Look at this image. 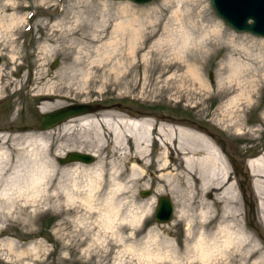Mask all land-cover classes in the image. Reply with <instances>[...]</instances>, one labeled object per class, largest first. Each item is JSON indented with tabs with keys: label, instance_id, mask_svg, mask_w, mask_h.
Listing matches in <instances>:
<instances>
[{
	"label": "rangeland",
	"instance_id": "obj_1",
	"mask_svg": "<svg viewBox=\"0 0 264 264\" xmlns=\"http://www.w3.org/2000/svg\"><path fill=\"white\" fill-rule=\"evenodd\" d=\"M14 1L0 0V14L3 13L1 7L7 6L9 10L5 13L24 17L10 31L13 37L6 28L0 29L3 34L0 36V134L7 135L6 145L13 161H16L11 147L13 139L22 142L21 135H28L30 143L41 147H48L51 135L52 149L65 140L74 142L88 137V129L78 127L76 121L68 122L69 129H65L64 123L45 131L37 128L42 113L71 103L100 104L99 109L112 106L114 111L128 117L156 119V116H164L187 122L201 127L224 152L241 206L240 223L255 232L258 240L264 239L258 196L251 185L252 175L246 162L264 153V38L232 29L217 16L210 0H171L168 5H161L160 0L145 4L128 0ZM17 4L28 6L15 9ZM177 11L181 14L179 18ZM133 28H138L140 34H135ZM181 28L188 37L208 44L206 63L201 68L207 82L204 91H190L191 86L175 82L179 78L171 76L173 71L153 69L154 63L163 65L183 56L171 51V47L185 37ZM152 30L155 35L142 45L141 34ZM159 39L171 40L163 44L162 52L154 46ZM143 55L149 58L148 62L139 61ZM230 56L241 66L228 81L224 79L226 73L219 68ZM137 62L140 66L135 67ZM171 79L174 82H170ZM220 89H230L234 94L248 92L250 97L239 96L232 105L221 106L219 97L210 96ZM42 91L61 95L42 100L37 96ZM189 97L193 101L200 97L203 102L191 103ZM44 106L49 109L42 112ZM23 126H31V129L22 132L18 128ZM65 133L68 134L64 136ZM91 147V144H83L81 152L88 154ZM149 148L152 150L153 146ZM72 151L78 150L66 149L60 158ZM232 159L248 173L250 185L246 198L242 197L239 187L243 175L235 172ZM98 160L95 157L94 162L84 165L95 166ZM44 161L50 163V156L46 154ZM53 163L59 171L63 167H75L74 163L60 164L58 158ZM147 183V186L137 185L127 194L122 212L136 202L153 199L154 211L144 228H159L161 223L170 222L173 215L166 222L154 220L158 198L168 197L173 213L174 199L169 189L166 193L158 192L157 183L151 177ZM40 190L34 187L29 191L26 210L17 201L11 212L6 213L0 199V264H137L127 262V257L122 255L128 245L136 246L138 234L125 239L130 231L119 222L113 230L100 228L95 223L83 234V222L79 221H93L97 212L87 218L86 212L81 210L85 207L78 201L67 202L64 197L46 199ZM2 191L0 185V193ZM148 191L147 196L141 195ZM132 197L137 200L134 204L130 201ZM164 225L169 231L159 229L161 234L181 247L182 224ZM81 239L84 241L78 245Z\"/></svg>",
	"mask_w": 264,
	"mask_h": 264
},
{
	"label": "bare ground",
	"instance_id": "obj_2",
	"mask_svg": "<svg viewBox=\"0 0 264 264\" xmlns=\"http://www.w3.org/2000/svg\"><path fill=\"white\" fill-rule=\"evenodd\" d=\"M9 1L15 3L14 0ZM170 3L171 0H160L161 5ZM25 6L28 5L17 4L15 9ZM1 10L0 29L4 27L10 32L24 20L23 16L5 13L9 10L7 6H2ZM175 14L178 18L181 16L178 11ZM180 30L185 37L173 45L171 51L180 52L183 56L178 61L163 65L154 63L153 69L173 71L171 76L179 78L175 82L191 86L190 91H204L207 82L201 74V68L206 63L208 44L199 38L188 37L184 28ZM122 31H125V27H122ZM133 31L140 34L138 28H133ZM155 33L154 30L143 32L141 44L144 45ZM170 41L157 40L155 50L162 52L163 44ZM139 61L145 63L149 58L143 55ZM140 62L135 67L140 66ZM240 66L230 56L219 70L226 73L224 79L229 81ZM89 74L87 72L86 77ZM222 80L220 78L219 83ZM170 82L174 81L171 79ZM60 95L54 91L37 94L42 100H52ZM210 96L219 97L221 106H230L239 96L248 97L249 93L234 94L230 89H220ZM188 101L195 104L203 102L200 97L195 101L189 97ZM114 108L111 106L63 122L65 129H69L71 125L68 122L76 121L78 127L88 129L89 135L80 141H62L55 149L51 148V135L48 136V147L30 143L28 135H21L22 142L12 138L15 142L11 147L16 153V161H13L12 152L6 145L7 135L0 134V185L4 190L0 193V199L6 206V213L11 212L13 203L17 201L26 210L29 191L40 187L41 196L45 195L46 199L64 197L67 202L78 201L79 205L85 207L81 210L86 212L87 218L97 212L93 221H79L83 222V234L92 229L95 223L100 228L113 230L118 222L130 231L125 239L138 234L136 246L128 245L122 255L127 257L129 263L264 264V239L258 240L255 232L240 223L241 206L230 180L229 163L224 152L217 148L207 133L201 127L187 122L164 116H156V119L147 116L128 117L114 111ZM47 109V106L41 107L42 112ZM83 144L92 145L88 154L99 158L96 165L88 167L84 164L90 163L73 161L69 164L74 163L75 167H63L60 172L53 161L63 156L66 149L84 151L80 148ZM150 146H153L152 150ZM46 154L51 158L50 163L44 161ZM247 166L252 175L251 185L258 196L259 217L264 227V153L249 159ZM148 177L156 181L158 192L166 193L169 189L175 203L172 220L161 223L159 228H144L154 211L153 199L135 203L136 199L132 197L130 201L135 203L134 206L122 212L127 194L137 185L147 186ZM171 223L183 226L181 247L159 230L164 228L169 231L164 224ZM83 241L81 239L78 245Z\"/></svg>",
	"mask_w": 264,
	"mask_h": 264
},
{
	"label": "water",
	"instance_id": "obj_3",
	"mask_svg": "<svg viewBox=\"0 0 264 264\" xmlns=\"http://www.w3.org/2000/svg\"><path fill=\"white\" fill-rule=\"evenodd\" d=\"M128 1L135 4H145L153 0ZM210 2L217 16L232 29L237 32H247L254 36L264 38V0H210ZM99 105L91 103H71L50 112L42 113L39 119L40 124L37 128L39 130L51 129L70 118L101 110L99 109ZM18 129L26 131L31 129V126H23ZM94 160L93 155L76 151L69 152L65 157L59 158V162L63 164L71 161L92 163ZM148 193L149 191L142 192L141 195L147 196ZM172 215L173 204L171 200L166 196H160L154 212V220L156 222H166L172 218Z\"/></svg>",
	"mask_w": 264,
	"mask_h": 264
},
{
	"label": "flooded vegetation",
	"instance_id": "obj_4",
	"mask_svg": "<svg viewBox=\"0 0 264 264\" xmlns=\"http://www.w3.org/2000/svg\"><path fill=\"white\" fill-rule=\"evenodd\" d=\"M247 160L248 159H246V162H247ZM231 161H232L233 165H236V166H234L235 172L243 175V179L240 181L239 187L241 190L242 197L246 198L247 195H249L248 185H250V181L248 180V173L246 171H244L243 169H241L235 160L232 159Z\"/></svg>",
	"mask_w": 264,
	"mask_h": 264
}]
</instances>
